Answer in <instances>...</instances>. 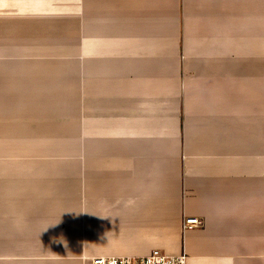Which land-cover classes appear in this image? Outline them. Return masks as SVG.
<instances>
[{
    "label": "crops",
    "instance_id": "crops-1",
    "mask_svg": "<svg viewBox=\"0 0 264 264\" xmlns=\"http://www.w3.org/2000/svg\"><path fill=\"white\" fill-rule=\"evenodd\" d=\"M153 250L264 264V0H0V264Z\"/></svg>",
    "mask_w": 264,
    "mask_h": 264
},
{
    "label": "built area",
    "instance_id": "built-area-1",
    "mask_svg": "<svg viewBox=\"0 0 264 264\" xmlns=\"http://www.w3.org/2000/svg\"><path fill=\"white\" fill-rule=\"evenodd\" d=\"M200 224L201 221L197 217H185L181 227L186 230ZM88 264H184V257H170L159 250H153L143 257H94Z\"/></svg>",
    "mask_w": 264,
    "mask_h": 264
},
{
    "label": "rangeland",
    "instance_id": "rangeland-1",
    "mask_svg": "<svg viewBox=\"0 0 264 264\" xmlns=\"http://www.w3.org/2000/svg\"><path fill=\"white\" fill-rule=\"evenodd\" d=\"M78 35H79V32H78ZM74 55H75V53H74ZM74 119H78V116L74 115ZM57 120H58V123H63V120L61 118H58ZM76 125L77 124H75L73 126V136H76V134H77V136L79 135V131L76 132V130H77V126ZM41 131H45L47 133V135L51 134V135H57V136H64L65 133H66V131L61 130V129H57V132H56L52 128H42Z\"/></svg>",
    "mask_w": 264,
    "mask_h": 264
}]
</instances>
